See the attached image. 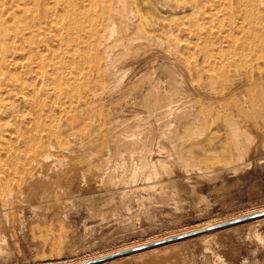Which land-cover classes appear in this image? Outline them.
<instances>
[{"label":"bare ground","instance_id":"bare-ground-1","mask_svg":"<svg viewBox=\"0 0 264 264\" xmlns=\"http://www.w3.org/2000/svg\"><path fill=\"white\" fill-rule=\"evenodd\" d=\"M251 6L264 12L263 0ZM230 10L227 0H0V147L20 139L29 159L46 164L32 173L20 163L12 177L24 179L34 197L76 189L87 176L89 185L103 180L101 155L89 145L104 131L121 169L130 163L132 178L143 176L146 191L164 200L175 173L210 180L258 151L264 25L257 17L261 30L251 31L250 19V31L247 20L244 31L233 30ZM123 118H133L130 131L121 129ZM64 130H87L86 144L64 148ZM57 148L66 160L51 154ZM120 183L111 179L108 188L125 196ZM172 251L152 250L137 264L185 263Z\"/></svg>","mask_w":264,"mask_h":264},{"label":"rangeland","instance_id":"rangeland-1","mask_svg":"<svg viewBox=\"0 0 264 264\" xmlns=\"http://www.w3.org/2000/svg\"><path fill=\"white\" fill-rule=\"evenodd\" d=\"M253 1L227 0L230 12L233 14L234 10V18L236 15L238 17V22L236 18L231 19L235 20L233 30L244 31L246 26L242 24L246 20V24H249L247 31L253 28L251 22L255 25L251 31L261 30L264 12L252 9ZM236 3L240 5L237 10L234 7ZM257 17L263 21L262 24L261 21L259 23L261 26L258 24L259 20L255 19ZM235 25H239L240 30ZM5 103L2 105H6ZM18 108H22V104ZM2 114L4 116L7 113ZM125 118L121 119L122 122ZM130 119L123 124L131 125ZM122 125V130L131 127ZM129 128L126 130L130 131ZM79 132L66 131V137H69L66 141L69 142L65 141L63 147L70 150L75 146L72 150H76L80 145L86 144L81 139L87 136V130ZM101 135L104 137L106 134L104 135V131L99 132L100 139L95 138L97 141L92 142L89 147L101 155L100 163L105 166L103 170L106 173L103 180L95 176L93 181L96 184L90 182V186L87 176L86 183L78 184L76 189L73 187L67 192H60V189L55 188L54 191L52 188L54 190H48L50 194L45 193L47 196L38 192L40 195L35 197L24 190V179L19 178V181L12 174L16 167L21 166L18 165L20 163L29 165L32 173H44L45 170L42 169L46 168V164L29 159L28 147H25L23 141L6 136V142L14 140L7 144L4 142L0 147V166L3 169V174L0 173V203L4 204L1 205L3 209L0 208V264H82L98 258L102 260L83 264H137L142 256L146 257L155 249L160 253L174 249V258L180 255L181 262L184 259L185 263L181 264H222L218 257H222L225 264H264V217L259 221L254 220L255 222L247 220L213 228L216 230H204L208 226L203 227L216 219L231 218L246 211L264 208V143L254 154L245 155L238 165L220 172L210 180L197 177L178 179L179 175L175 173L167 181L166 197L159 200L146 191L143 176L132 178L133 167L130 163H127L129 166L126 165L125 169H121L114 150H107L109 146L103 143ZM60 149L50 152L55 153V157L66 160V150ZM111 179L122 181L120 187H123L125 196H118L114 189L108 188ZM55 192L58 197L54 196ZM62 192V195L59 194ZM111 192H114L115 200ZM49 195L55 200H51ZM193 231L197 232L174 238ZM112 251L116 252L108 254Z\"/></svg>","mask_w":264,"mask_h":264},{"label":"water","instance_id":"water-1","mask_svg":"<svg viewBox=\"0 0 264 264\" xmlns=\"http://www.w3.org/2000/svg\"><path fill=\"white\" fill-rule=\"evenodd\" d=\"M263 215H264V210L258 211V212H254V213H250V214H246V215H242V216L230 219V220H226V221H222V222L213 224V225H211L209 227H206L204 230L218 228V227H222V226H226V225H230V224H234V223L247 221V220H250V219H253V218H256V217H260V216H263ZM196 232L197 231H195V232L193 231V232H190V233H186L184 235L176 236L174 238H177V237L180 238V237H183V236H186V235H192V234H194ZM99 260H102V259L98 258V259H94V260L83 262V263H91V262H96V261H99Z\"/></svg>","mask_w":264,"mask_h":264}]
</instances>
